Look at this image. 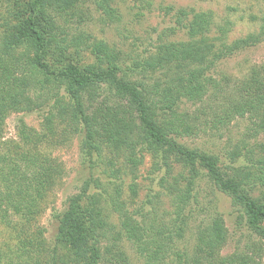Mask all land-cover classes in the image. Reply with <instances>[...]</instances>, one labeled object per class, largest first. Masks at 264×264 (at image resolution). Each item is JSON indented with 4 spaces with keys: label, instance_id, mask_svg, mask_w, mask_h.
Here are the masks:
<instances>
[{
    "label": "trees",
    "instance_id": "obj_1",
    "mask_svg": "<svg viewBox=\"0 0 264 264\" xmlns=\"http://www.w3.org/2000/svg\"><path fill=\"white\" fill-rule=\"evenodd\" d=\"M112 2L95 0L101 14L115 20L119 14ZM17 3L18 0H0V133L12 112L45 114L41 131L21 121L19 136L24 144L16 151L0 153V222L16 230L17 240L14 246L0 244V264H132L118 246L115 227L109 223L107 213L112 212V206L120 214L123 236L137 245L139 251L152 247L145 227L120 204L118 189L116 194L108 190L92 192V188H99L100 182L93 174L85 179L78 193L67 199L62 210L53 209L56 234L51 244L44 237L45 228L38 227L35 235L12 223L9 217H20L29 225L38 219L42 213L39 203L62 175L41 150L58 135L63 139L83 136L81 149L91 163V173L94 158L106 147L112 152L129 153L127 159L133 167L141 162L137 158L140 145L155 158L166 160L174 156L192 171L200 163L214 184L242 209L247 226L264 239V205H259L246 188L249 182L246 170L234 168L238 173L233 175L222 171L218 156L180 141L200 130V116L180 111V105L185 100L203 104L211 88L222 92L212 70L221 59L255 45L256 36L231 44L225 41L217 48L207 35L213 24L211 14H196L190 23H185L180 14L178 22L186 30L188 40L162 41L146 57L145 70L159 73L149 83L134 80L126 73L117 52L105 42L89 43V35L74 31L73 17L82 21L85 15L84 11L74 9L80 0H27L24 12L16 11ZM86 49H92L98 59L96 63L81 67L67 61L72 50ZM105 89L110 93L106 100H116V105H97L90 115L91 105L99 102ZM85 95L90 102L88 106ZM223 98V107L216 102L225 112L223 116L212 105L201 110L202 114L208 110L214 116L212 128L217 122L230 123L249 116L256 126L254 130L264 131V66L252 68ZM206 120L205 125L209 123ZM118 171L114 169L115 173ZM189 194V191L184 194V205L190 200ZM83 203V215L76 217ZM83 223L86 230L77 233ZM182 229L177 233L180 237L184 235ZM67 236L72 238L69 260L59 252L60 241ZM162 240L157 248L165 246ZM227 241L228 228L223 215L217 213L199 227L195 254L187 264H262L245 254L223 257L221 251ZM147 256L150 264H169L160 249Z\"/></svg>",
    "mask_w": 264,
    "mask_h": 264
},
{
    "label": "rangeland",
    "instance_id": "obj_2",
    "mask_svg": "<svg viewBox=\"0 0 264 264\" xmlns=\"http://www.w3.org/2000/svg\"><path fill=\"white\" fill-rule=\"evenodd\" d=\"M26 1L18 0L16 11H26ZM112 6L119 14L115 20L101 14L95 0H80L74 9L84 11L85 15L82 21L78 16L73 17L74 31L89 35V43L105 42L117 52L123 70L134 80L152 83L159 74L146 71L143 62L160 42L188 40L186 30L178 22L180 14L184 16L185 23H190L196 14H211L213 24L207 35L217 48L225 41L231 44L250 35L258 38L255 45L221 59L213 69L215 72L212 70L222 92L211 88L203 104L195 105L185 100L180 105V111L200 116L197 135L181 138L180 141L191 148L218 156L222 171L233 175L238 173L234 168H244L245 173L249 174L246 188L259 205H264V131H255L256 126L249 116L236 118L230 123L227 120L217 122L216 127L212 128L214 116L208 110L206 114L201 113L205 107L212 105V109H220L223 116L225 112L220 106L218 108L216 102L222 105L226 91L234 89L252 68L264 66V0H113ZM67 61L83 67L96 63L98 59L92 49H86L72 50ZM224 76L230 80L226 81ZM109 95L108 89H105L104 95L98 99L99 102L91 105L88 113L92 115L100 104L116 105V100H106ZM84 102L86 106L90 105L87 95ZM44 114L41 111L10 113L0 133V153L16 151L19 145L24 144L19 136L21 121L29 128L41 131ZM206 119L209 121L207 125L204 123ZM82 139L80 134L66 139L58 135L51 144L49 142L41 147L47 160L54 167L58 166L62 175L55 180L56 185L46 199L39 203L42 213L32 224H26L20 217H9L18 229L30 230L29 233L36 235L38 227L45 228L44 237L51 244L56 234L53 209L62 210L67 199L78 193L85 179L93 174L100 182L99 186L96 185L99 188H92V192L104 193L103 190H108L116 194L118 189L120 204L147 230L152 247L149 251H139L137 245L123 236L120 214L114 211V206L112 212L107 213L110 225L115 227L117 244L126 252L132 264H150L147 255L159 249L169 264H187L195 254L199 227L217 213L223 215L228 228V241L221 255L245 254L264 264V239L247 226L242 209L234 204L228 193L214 184L200 163L196 165L197 172L192 171L176 157L170 156L166 160L155 158L140 145L137 158L141 162L133 167L130 159H127L129 153L112 152L106 147L99 157L94 158L91 173V163L81 149ZM114 169L119 170L118 173ZM186 191L191 194L189 202L184 205ZM84 206L83 203L76 217L83 215ZM84 223L77 233L86 230ZM182 227L184 235L180 237L177 233ZM71 240L67 236L59 244L60 255L66 260H69L72 249ZM161 240L165 246L157 248ZM16 243V230L0 222V244L14 246Z\"/></svg>",
    "mask_w": 264,
    "mask_h": 264
}]
</instances>
